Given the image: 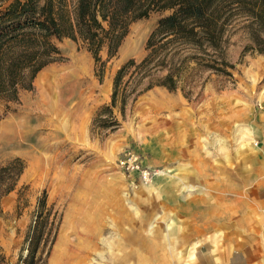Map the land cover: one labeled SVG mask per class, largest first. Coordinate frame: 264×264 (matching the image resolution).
<instances>
[{"label":"rangeland","instance_id":"rangeland-1","mask_svg":"<svg viewBox=\"0 0 264 264\" xmlns=\"http://www.w3.org/2000/svg\"><path fill=\"white\" fill-rule=\"evenodd\" d=\"M159 16L153 11L130 24L116 55L106 63L102 82L90 52L63 38L57 41L62 57L36 74L33 88L23 90L20 101L5 113L0 104V162L15 155L26 161L16 188L1 200L0 245L6 264H20L36 218L44 224V233L56 230L49 254L38 264H190L200 236L190 232L193 220H186V206L193 212L202 198L218 201L213 193L228 185L236 207L246 208V163L250 173L264 177V138L258 133L264 130V55L246 53L240 58L246 41L242 35L231 37L233 76L205 72L190 94L193 129L203 130V152L217 166L196 168L186 158L169 159L168 151L157 149L163 130H171L164 122L174 121L176 130H185L186 124L182 115L172 118L178 107H171L168 99L174 93L163 89L130 100L124 116L115 109L117 128L91 126L98 107L110 100L115 70L145 54L146 38ZM101 56L107 57L105 50ZM206 75L207 88L223 90L221 107L216 100L202 101L201 95H214L211 89L198 94ZM226 104L235 113L227 125L234 136L213 131L220 130L219 119L228 120ZM128 148L152 168L148 180L117 166V156ZM210 171L223 178L202 181ZM43 189L44 208L38 201ZM62 234L66 242L58 246ZM41 246L42 241L38 252Z\"/></svg>","mask_w":264,"mask_h":264},{"label":"trees","instance_id":"trees-1","mask_svg":"<svg viewBox=\"0 0 264 264\" xmlns=\"http://www.w3.org/2000/svg\"><path fill=\"white\" fill-rule=\"evenodd\" d=\"M153 11L160 16L146 38L145 54L138 60L127 59L115 70L110 100L98 107L91 126L117 128L120 121L115 109L124 116L128 102L154 86L180 90L190 98L203 73L232 77L235 62L229 47L234 34L246 40L240 58L246 53L264 55V0H0V104L4 113L11 103L20 101L23 90L33 88L44 66L62 57L57 41L63 38L90 52L94 73L102 82L106 63L116 55L130 24ZM209 79L206 75L201 84ZM25 167L19 155L0 162V215L2 198L16 188ZM38 201L43 208L47 206L46 189ZM51 229L44 233L42 221L34 220L20 264L45 260L56 234ZM6 263L0 245V264Z\"/></svg>","mask_w":264,"mask_h":264},{"label":"crops","instance_id":"crops-1","mask_svg":"<svg viewBox=\"0 0 264 264\" xmlns=\"http://www.w3.org/2000/svg\"><path fill=\"white\" fill-rule=\"evenodd\" d=\"M206 82L200 86L198 94L211 89L214 95H201L202 101L216 100L218 106L221 107L225 97L222 94L223 90L216 89L214 86V88H207ZM154 88L174 93L168 99L171 107H178V110L174 111L175 114H172V118H175V115H182L184 124L186 123L183 124L185 130H176L177 124L174 121L169 120L168 124L164 122L165 127L169 125L171 130H163L162 146L158 143L157 149L163 152L168 151L169 159L186 158L188 163L196 168L217 166L214 160L208 158L203 152L201 145L203 130L193 129V123L196 124L193 117L195 109L191 99L186 98L180 90L169 91L163 86H154L150 89ZM225 110H228L225 115L228 120L219 119L217 125L220 130L213 131L234 136V130H228L227 125L232 124L235 113L230 110L228 104ZM258 133L264 138V130H258ZM149 145L148 150L150 151ZM152 148L155 150L156 146L152 145ZM168 153H170L169 156ZM248 166L249 164L246 163V208L236 207L233 187L229 189L228 185L226 190L213 193V199L216 198L218 201H208L202 198L200 205L196 202L193 212L188 207L190 205L186 206L188 209L184 210L186 220L190 223L193 220L190 232L200 236V243L190 264H264V177L258 172L250 173ZM207 176L201 180L214 182L219 177L223 178L212 171ZM228 181L227 178L226 182Z\"/></svg>","mask_w":264,"mask_h":264},{"label":"built area","instance_id":"built-area-1","mask_svg":"<svg viewBox=\"0 0 264 264\" xmlns=\"http://www.w3.org/2000/svg\"><path fill=\"white\" fill-rule=\"evenodd\" d=\"M115 161L121 170L136 173L144 181L148 180L153 174L152 168L143 164L136 150L125 149L117 156Z\"/></svg>","mask_w":264,"mask_h":264},{"label":"bare ground","instance_id":"bare-ground-1","mask_svg":"<svg viewBox=\"0 0 264 264\" xmlns=\"http://www.w3.org/2000/svg\"><path fill=\"white\" fill-rule=\"evenodd\" d=\"M77 65V64H76ZM78 65L81 67V68H84L83 66H82V64H79L78 63ZM78 65H77V67H78ZM81 68H79V69H81ZM65 224H66V226H67V224H70V223H68V221L67 220H65ZM78 223L77 222H75L74 224H71L72 225V228H73V230H75L76 229V225H77ZM62 232H63V230H62ZM64 235L62 234L61 236H60V238H59V240H58V243H57V245L59 246L60 244H63V241H64ZM66 240V239H65ZM64 242H66V241H64ZM64 246V245H63ZM68 246V245H67ZM59 248V247H58ZM64 249H65V247H64ZM67 249V248H66ZM62 252V251H61ZM63 253V252H62Z\"/></svg>","mask_w":264,"mask_h":264}]
</instances>
